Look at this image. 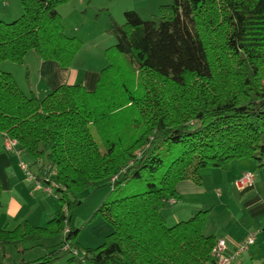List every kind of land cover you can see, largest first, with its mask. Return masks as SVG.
<instances>
[{"label": "trees", "instance_id": "16d2710c", "mask_svg": "<svg viewBox=\"0 0 264 264\" xmlns=\"http://www.w3.org/2000/svg\"><path fill=\"white\" fill-rule=\"evenodd\" d=\"M19 1L21 18L0 22V67L34 52L70 68L80 42L65 35L57 11L69 0ZM172 1L159 19L126 12L124 25L113 23L116 44L92 92L61 86L40 100L0 68V135L17 142L39 189L61 202L44 228L0 231V249L60 238L42 264H217L220 239L204 235V212L168 227L162 211L201 171L241 160L264 166V0ZM132 181L145 191L101 203L92 219L111 233L82 251L70 228L81 203L67 193L107 182L119 194Z\"/></svg>", "mask_w": 264, "mask_h": 264}, {"label": "crops", "instance_id": "0c3cea01", "mask_svg": "<svg viewBox=\"0 0 264 264\" xmlns=\"http://www.w3.org/2000/svg\"><path fill=\"white\" fill-rule=\"evenodd\" d=\"M34 65L37 67V81L35 86H31L29 95L33 94L40 100L61 86L83 85L89 92L95 90L87 89V83H90L87 77L93 83L94 71L85 72L73 65L67 69L61 68L54 62L40 59ZM249 167L258 168L254 188L240 193L234 183L243 173H250L247 170ZM199 176L198 184L187 181L178 185V201L162 214L165 222L177 224L204 212V235L214 237L216 241L226 239L228 256L235 254L237 244L251 233H256V243L234 264H264V166L241 160L221 170L201 171ZM32 185L15 159L6 154L4 139L0 135V231L13 230L23 222L44 228L60 212L58 205L48 201L50 197L41 190L34 191ZM92 215L76 226H73L74 218H71L70 228L79 230L77 243L82 251L99 248L111 233L108 224L100 219H92ZM60 243V238H54L45 239L40 244L25 243L20 249H0V264H42L39 260ZM53 264L73 263L66 257Z\"/></svg>", "mask_w": 264, "mask_h": 264}, {"label": "rangeland", "instance_id": "374dc122", "mask_svg": "<svg viewBox=\"0 0 264 264\" xmlns=\"http://www.w3.org/2000/svg\"><path fill=\"white\" fill-rule=\"evenodd\" d=\"M172 3V0H69L57 7L65 35L80 42L79 52L72 65L85 72L94 71L95 73L93 83H91V78L87 77L90 82L87 83L89 86L87 89L95 88L101 71L108 67L109 62L106 54L116 44V38L112 32L113 23L124 25L126 12H134L144 21L159 19L162 16V9L171 6ZM21 16L22 8L19 0H0V22L9 23ZM36 61H39L37 55L34 52H29L22 64L3 62L0 68L2 72L12 76L22 92L29 95L31 86H35L37 81V67L34 65ZM5 152L15 159L20 168L22 165H26L31 176L36 174L37 171L26 154L18 155L16 152ZM247 170L254 177L257 175V167L253 169L249 167ZM29 181L33 183L34 187L33 179ZM135 183L139 182L127 183L122 192L113 195L107 182L77 194L67 193V200H77L81 203L70 211L71 218H74L73 226H76L81 220H86L85 218L91 216L107 199L113 200L116 197L143 193L145 186ZM48 201L58 205L61 210V202L57 201L55 197L50 196ZM166 211H169L168 208L164 209L162 214L164 215ZM165 224L171 227L175 225V222L174 224L165 222ZM75 230L76 227H73V231Z\"/></svg>", "mask_w": 264, "mask_h": 264}, {"label": "built area", "instance_id": "2783aa9c", "mask_svg": "<svg viewBox=\"0 0 264 264\" xmlns=\"http://www.w3.org/2000/svg\"><path fill=\"white\" fill-rule=\"evenodd\" d=\"M4 139V148L7 152H16V154H20L18 151V144L17 142L13 141L12 139L3 136ZM21 169L24 173H26V176H28L29 180L33 179L34 182V191L38 192L40 187L37 185V182H35V179L31 174L29 173V169L26 165H22ZM30 174V175H29ZM255 179L254 176L251 173H243L241 177L234 183L235 189L240 192L244 193L247 191H250L254 188ZM48 196H51L50 190L43 191ZM175 202L172 201L171 205ZM68 233V230H65V234ZM256 233H251L248 235L241 243L237 244V250L234 255L228 256V241L226 239H220L217 241L215 248L213 250L214 258L217 262V264H234L238 257L242 256L243 254H246L250 247H252L256 243ZM68 247H65L64 250H68ZM73 252V256L77 257L78 253L75 251ZM82 259V258H81Z\"/></svg>", "mask_w": 264, "mask_h": 264}]
</instances>
